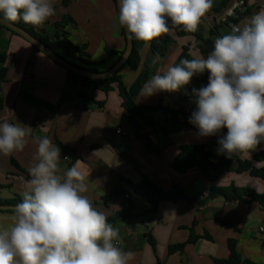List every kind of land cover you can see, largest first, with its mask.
<instances>
[{"label":"crops","instance_id":"0c3cea01","mask_svg":"<svg viewBox=\"0 0 264 264\" xmlns=\"http://www.w3.org/2000/svg\"><path fill=\"white\" fill-rule=\"evenodd\" d=\"M62 3L63 0H53L56 15L43 26L34 27L35 31L51 37L67 33L73 46L84 48V61L95 64L93 68L99 73L108 71L125 48L113 1L71 0L68 7ZM261 10L264 0H213L212 9L195 32L199 40L193 36L176 38L161 60L150 57L144 41L138 69L124 66L119 70L123 85L129 88L146 62L154 75L179 65L183 48H187L191 59L207 58L211 52L201 53L198 45L205 41L214 44L218 36L232 31L229 23L242 26L246 18ZM229 13L232 16L225 23ZM55 24L60 30L54 28ZM54 52L63 57L62 51ZM0 54L5 56L0 70H6V80L0 85V123L20 122L31 127L23 151L10 156L0 153V199L23 197L25 182L30 178L28 169L38 162L35 157L39 140L48 137L61 150L58 174L75 165L86 177L88 191L84 195L93 206L107 218L118 213L125 215L113 224L119 229V240L114 243L132 254L128 264H217L216 261L228 259L229 241L234 242L241 262L264 264V232L259 231L264 228V208L245 200L207 198L210 189L231 186L264 195V181L249 171H236L240 162H248L256 170L264 169V142L243 156L229 159L218 155V164L203 172L192 168L177 173L171 168L182 146L218 148V139L227 133L224 128L216 136L201 137L196 126L189 123L197 109L192 90L207 86V82L195 75L189 85L176 92L160 91L151 96L139 92L136 105L161 103L181 113L173 123L157 115L155 130L143 132L153 148L150 152L146 141L135 138L129 129L116 85L107 93L82 87L80 81L67 76L65 69L4 29H0ZM64 59L87 69L76 56ZM80 92L92 99L90 105L79 99ZM22 94L51 106L62 100L63 103L52 114L26 104ZM117 128L129 132V136L117 135ZM65 155L68 161H63ZM143 178L163 191L177 186L191 202H164L152 208L130 188L138 186ZM124 195L128 196L126 209ZM13 222V214H0V227H9ZM191 232L200 238L186 244ZM178 244H185L183 252L169 254V247Z\"/></svg>","mask_w":264,"mask_h":264},{"label":"clouds","instance_id":"9594fccd","mask_svg":"<svg viewBox=\"0 0 264 264\" xmlns=\"http://www.w3.org/2000/svg\"><path fill=\"white\" fill-rule=\"evenodd\" d=\"M212 7L213 0H120L118 26L129 40L145 42L179 26L194 33ZM0 13V23L22 20L38 28L56 9L53 0H0ZM206 70L207 86L192 90L197 109L189 123L201 137L227 128L217 141L218 155L231 159L256 150L264 142V10L218 36L207 58L185 59L154 75L142 96L179 91ZM30 134L20 122L0 123V153L23 151ZM35 158L14 222L0 227V264H128L132 254L114 243L119 229L84 195L88 187L79 168L58 174L61 150L48 137L39 140Z\"/></svg>","mask_w":264,"mask_h":264},{"label":"trees","instance_id":"16d2710c","mask_svg":"<svg viewBox=\"0 0 264 264\" xmlns=\"http://www.w3.org/2000/svg\"><path fill=\"white\" fill-rule=\"evenodd\" d=\"M113 1V5L115 7L116 17L118 21V12L115 5V1ZM71 0H63V6L68 7ZM3 14L0 13V16ZM236 23L237 21H232ZM16 27L20 28L21 30L25 31L45 47L49 48L52 51L60 50L62 51V55L64 58H71L72 56H76L77 61L81 63L83 66L87 67L85 69L89 72L99 73L93 67L96 65L93 63H89L84 61L85 54L84 48H77L73 46L68 40V34L65 32H60L54 34L53 37L45 34V33H38L35 31L34 27L30 24L24 23L22 20H18L15 23H11ZM169 26L171 27V22L169 21ZM119 27V26H118ZM54 28L59 29L57 24L54 25ZM0 29H4L11 34L20 37L19 35L15 34L14 32L4 28L0 25ZM120 36L123 38L125 42V34L122 27H119ZM193 36L199 40V37L196 33L187 32L183 29V26L172 28L170 33L162 34L161 36L154 38L151 41H148L149 46V54L150 57L161 60L166 55L168 50L172 47L175 43L176 38H184ZM21 38V37H20ZM144 44V41H140L137 39H133V48L132 51L127 58L124 66L131 68L132 70L136 71L140 64V51ZM36 52H39L35 47H33ZM199 50L201 53L205 54L208 52L213 51V46L211 48H206L203 45H198ZM125 50V48H124ZM124 50L119 53L118 60L123 55ZM4 54H0V62L4 61ZM191 60L187 53V48H183V51L178 58V62L180 63L182 60ZM117 60V61H118ZM123 66V67H124ZM154 75L152 67L146 62L143 65L141 72L138 74L134 82L129 88H126L122 80L119 76V71L113 74L110 78L106 80H89L82 77H79L71 72L67 71V76L73 79L74 81H80L81 86L85 88H89L92 91H100L103 93L110 92L112 90V86L116 85L117 92L119 98L121 99V107L125 112L126 120L129 124V129L135 136V138L139 140L146 141V148L148 151L152 152L153 148L150 147L147 136L143 133L146 129H150L154 131L155 128L158 126L157 120L155 117L158 115L162 118H166L168 122H175L178 120V116L181 114L179 111H175L164 107L161 103L157 104L156 106H138L135 103V98L143 88L144 84L149 81ZM209 73L206 70L203 74H197L199 78L203 81L208 83ZM6 80V70H0V85L1 83L5 82ZM22 99L26 104L37 108H43L48 112L54 114L57 112L63 100L60 101L57 105L51 106L46 103L40 102L31 98L28 95L22 94ZM79 99H81L85 104L90 105L92 103V99L87 96L85 92H80L78 94ZM184 100V99H183ZM1 101V99H0ZM157 152V151H156ZM218 154H217V147L215 146H182L180 148V152L174 162L171 165V168L177 173H183L188 169L195 168L200 172L207 170L210 167L216 166ZM238 168L236 169L237 172L242 171H249V174L253 177L259 178L264 181V169L256 170L251 167L250 163L248 162H240L238 164ZM131 190L137 194L138 196L144 198L149 202L152 208H156L160 203L164 202H171L176 203L181 200H184L188 203L191 201L185 196L184 192L178 188L177 186H173L169 191H163L159 188L155 187L151 182L147 179L143 178L141 183L138 186L130 185ZM221 197L227 201H247V202H256L261 207L264 208V195H258L250 190L247 189H237L233 186L225 189L219 188H212L209 190L208 199L218 198ZM23 197H15L10 200H2L0 199V205L5 206H15L22 202ZM0 214H13L15 215V211H0ZM124 214L118 213L112 217H108L107 220L110 224H115L117 221L124 218ZM200 237L196 236L192 232L186 242V244L195 243ZM208 237H205L207 239ZM185 244H178L169 247V254L173 253H182ZM229 248V257L227 260L216 261L217 264H252L250 262H241L239 256L235 252L234 242H228Z\"/></svg>","mask_w":264,"mask_h":264},{"label":"water","instance_id":"95a60500","mask_svg":"<svg viewBox=\"0 0 264 264\" xmlns=\"http://www.w3.org/2000/svg\"><path fill=\"white\" fill-rule=\"evenodd\" d=\"M115 5L117 8V12L119 15V7H120V0H114ZM1 26L4 28L14 32L15 34L19 35L22 39L30 43L33 47H35L39 52L43 53L45 56H47L49 59H51L54 63L62 67L68 72H71L79 77L89 79V80H106L110 78L113 74L118 72L125 64L127 58L129 57L132 48H133V39L129 40L128 32L126 28H123L124 34H125V41L126 46L123 55L120 57V59L106 72L103 73H93L89 72L85 69L80 68L77 65H73L66 61L63 57H60L57 55L54 51L50 50L49 48L45 47L43 44H41L39 41H37L35 38H33L31 35L26 33L25 31L21 30L20 28L16 27L15 25L11 23H0ZM202 45L206 48H211L213 44L209 41H205L202 43ZM129 125V124H127ZM15 206H5L0 205V211H15Z\"/></svg>","mask_w":264,"mask_h":264},{"label":"built area","instance_id":"2783aa9c","mask_svg":"<svg viewBox=\"0 0 264 264\" xmlns=\"http://www.w3.org/2000/svg\"><path fill=\"white\" fill-rule=\"evenodd\" d=\"M241 5H242V3H241ZM232 16V13H229L228 15H227V18L225 19V23H228V17H231ZM229 26H230V28H231V30H233L236 26L235 25H233V24H231V23H229L228 24ZM115 133L117 134V135H120L121 137H128L129 136V132H127V131H125V130H123V129H121V128H117L116 130H115ZM66 157H68V155H65ZM64 156V157H65ZM69 158V157H68ZM69 160V159H68ZM68 160H63V161H68ZM124 200H125V204H124V208L126 209L127 207H128V196L127 195H124ZM259 231L261 232V233H263L264 232V228L263 227H261L260 229H259ZM115 244H117V246L119 245V243L118 242H115Z\"/></svg>","mask_w":264,"mask_h":264}]
</instances>
